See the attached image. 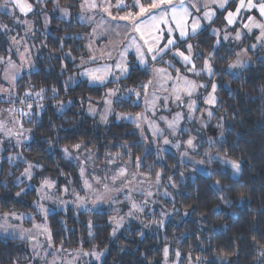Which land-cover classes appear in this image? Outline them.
<instances>
[{
	"label": "trees",
	"instance_id": "16d2710c",
	"mask_svg": "<svg viewBox=\"0 0 264 264\" xmlns=\"http://www.w3.org/2000/svg\"><path fill=\"white\" fill-rule=\"evenodd\" d=\"M60 1L69 5L71 20H61L52 9V0H44V7L51 12L52 31L40 37L43 48L35 69L23 73L16 82L18 92L24 93L22 100L29 95L27 89H44L43 103L39 108L32 106L33 113L27 118L33 127V139L22 147L26 156L42 165L31 181L37 185L44 176L61 173L65 175L61 181L67 177L76 179V167L62 154L64 146L82 143L94 148L99 158L107 150L124 158L142 155V171L158 173L164 183H171L173 195L162 198L160 205L174 212L162 228L145 232L141 225L131 221L112 236L111 210L77 212L69 207L48 215L54 246L67 251H106L101 262L89 264H163L164 248L168 245L178 248L184 256L201 259L203 264H264V60L257 55L253 65L232 75L225 72V66L234 57V47L223 42L215 47V36L208 30L192 39L196 41L199 61L206 53H212L215 76L219 79L216 114L223 117L225 127L216 150L240 165L238 175L217 161L210 163L211 175L197 172L173 151L165 150L162 157L145 152L133 124L115 120L100 126L86 113L87 102L100 99L112 82L95 85L78 76L81 68L76 61L84 53V39L78 34L88 26L76 17L79 0ZM1 15L5 22L11 18L3 12ZM8 36L0 28L3 52ZM130 64L121 84L140 89L152 78V72L142 69L133 58ZM62 102L67 106L60 110ZM115 106L122 111L142 109V105L130 99H119ZM1 164L0 212L33 209L36 188L24 192L21 189L27 181L13 183L25 165L13 167L6 158ZM4 179L9 180L7 185L3 184ZM30 259L26 241L0 235V264H23Z\"/></svg>",
	"mask_w": 264,
	"mask_h": 264
},
{
	"label": "rangeland",
	"instance_id": "374dc122",
	"mask_svg": "<svg viewBox=\"0 0 264 264\" xmlns=\"http://www.w3.org/2000/svg\"><path fill=\"white\" fill-rule=\"evenodd\" d=\"M117 2L118 0H88V4H111L112 7L110 10L114 15H125V11H117L115 7ZM27 3L32 5V10L27 12L26 15L19 11H15L13 14L9 10L0 8V12L11 16L7 22L1 18L2 15L0 16V24L7 25L9 29L7 31L5 30L9 35L7 38L8 43L5 45L6 52L0 50V89H2L0 91V121L4 124V127L0 128V172L3 158H6L13 167H20L21 164H24L25 166L14 177L13 183L21 184L27 181L28 184L21 191L25 192L29 188L35 187L36 198L32 201L33 209L0 212V224H5L7 220V231L0 229V235L27 242L31 259L23 264L99 263L106 255V251L103 249L88 250L78 248L67 251L54 246L48 223V215L53 212L66 210L69 207L74 208L77 212L109 209L112 211L109 218L111 235L113 229L116 227L115 220L123 217L122 227L116 231L115 236L131 221L141 225L145 232L155 228H162L174 212L164 210L160 205L162 198L173 195L170 189L171 183L169 181L164 183L161 175L158 173L155 175L150 173V171H142V155L137 158L131 156L124 158L121 154L107 150L104 156L99 158L98 152L94 148L86 147L82 143H79L82 145L79 151H76L73 146L62 147V149L67 147L70 150L71 157L65 156L63 151L62 154L64 158L71 161L76 167V179L67 177L64 181H61L62 177L65 176L64 173L59 175L50 174L41 178L40 182L34 185L31 180L38 170L37 167L31 169V179L23 175L28 164L41 165L37 160L29 158L22 152V147L29 143L34 136L33 127L27 122V118L29 115H32L33 110L28 105H23V103L31 99L39 101L43 99L41 95H37V92L27 89L25 92L30 93V95L22 100L20 97L24 93L18 92L19 89L16 82L23 73L35 69L36 59L43 48V41L40 37L52 31L51 12L44 7V0H27ZM83 3L84 0H79V9L76 17L81 23H85L88 28L85 32L78 34L84 39V53L78 57L76 66L81 64V58L87 60L90 54L96 55L98 58L100 57L101 50L105 49V45L108 44V40L103 38L101 33L110 27L107 23H103L102 27L97 28L96 35L92 36L93 28L102 24V16H106V14L102 13L100 9L93 10L87 5L82 8L81 5ZM125 3L131 5L132 0H125ZM193 3H196L197 6L207 4L208 7L203 8L198 15L203 17L204 12H209L211 16V21L201 19L200 27L197 29L196 34L198 35L200 32L208 30V32L215 36V47L222 42L228 44L230 47H234V57L227 62L225 72L232 75H239L245 68L254 64L255 56L258 55L259 58L264 60V37H260V29L252 27L251 31H249L244 27L245 24L252 23L247 19L249 16L255 17L257 21L260 20L257 10L241 9L237 13L236 10L239 7V0H215V2L213 0H193ZM220 3H224L225 7L220 8ZM245 3H247V0H245ZM58 4L59 6H57V0H52L53 11L58 14L61 20L70 21L72 14L69 5L62 3L60 0H58ZM65 9L68 10L67 14L64 11ZM229 13L233 15L229 17ZM229 19L232 20V23L228 22ZM24 21H28L31 24L30 30L28 24H25ZM119 23L123 25L124 22L121 21ZM203 28L205 29L202 30ZM237 33L240 34L239 39L236 38ZM196 36L193 37L189 32V37H192V39H195ZM13 37H15V40H13ZM224 37H227V39ZM192 39H189L187 43L193 45L192 60L195 64V70L189 71L188 68L183 66L182 58H174L171 54L166 55L164 61H157L153 64V68H163L168 75L162 73L156 74L151 71L152 78L150 80L152 84L148 86L146 94L141 88L123 87L121 79L125 76L121 75L115 68H113V75L119 76L120 78L116 80L109 77L108 82L103 84L98 81H91L88 77L80 75L79 72L82 69H79L78 75L81 78H86L89 83L106 85L112 82L110 86L104 89V94L100 99L87 102L85 111L100 126H107L115 120L133 124V130L138 135L145 152H155L158 157H162L161 154L165 150L173 151L179 156L181 161L189 163L195 171L204 174L211 173L212 168L210 163L217 161L230 167L232 173L238 175V172L231 167L230 163L226 164L223 162L224 160L231 161L234 159L218 152L215 147L216 143L223 139L225 124L223 117L216 114L219 79L215 76L212 53H206L201 61H199L197 59L198 48L195 45L196 41L193 42ZM89 44L92 45L91 49L88 47ZM179 50L184 51L185 45L181 44ZM185 55H188V53L185 52ZM116 56L117 53L113 51V59H108L105 55L103 58L98 59L97 64H89L87 66L98 67L105 63L113 64ZM9 58L16 65V68L19 69L14 81L10 77L16 72V69H13L10 64L6 63ZM132 58L142 69H147L137 62L135 53L130 52L126 57L127 75L130 70V61ZM237 59L241 60L244 66L242 68L230 69L229 65ZM168 61H171V66L167 63ZM206 61L214 70V74L210 75L205 70ZM177 69L179 73H177ZM195 72H199V75H196ZM6 74L9 76L7 80L5 79ZM177 75L186 77L195 83L196 88L191 96H188L183 91L179 93L175 91L178 83L181 86L183 83L182 81L177 82L174 79H170V77L175 78ZM213 84L216 85L215 92L212 91ZM200 85H203V87ZM129 89H134L136 92H139L140 97L138 98L135 94H131ZM110 90H116V95L111 97L106 95ZM177 94H179L180 100L176 99ZM210 96L215 97L214 104L207 103ZM108 99L112 100L111 105L106 104ZM119 99H130L134 104L142 105V109L137 112L122 111L115 106V101ZM9 100H11V103L7 102ZM193 101L195 102L194 104L192 103ZM40 104L38 103L36 106L39 108ZM19 105L22 108H19ZM66 106V102H62L59 109L62 110ZM9 109L12 111L9 112ZM90 109H94V111H90ZM209 111L212 112V116H208L207 113ZM177 113L181 114V119L177 127L179 129H185V131H177L175 135H172L171 129L168 128V122L172 121ZM102 117L104 118L102 119ZM141 117L143 118L141 119ZM161 117L164 119H161ZM16 121L23 123V129L18 127V124L15 123ZM24 129L30 131L24 132V135L18 138L17 133ZM154 130L156 131L155 135L153 134ZM161 131L162 135L160 134ZM190 138H194V148L189 147L186 143ZM18 139L20 142H18ZM164 139H168L170 143L164 144ZM177 143L180 145L179 148L175 146ZM185 152L187 156L182 155ZM209 157H212V159L209 160ZM199 161H204V163L200 164L198 163ZM81 168L84 169L83 176H81ZM121 168L126 169V175H120ZM104 177L108 178L105 182L114 189L109 193V197L111 198H106L103 202L93 204V196L84 187V181L88 180L92 184L93 190H95L99 186L94 183V179ZM112 177H117L114 182L112 181ZM46 179L54 182V187L49 189L44 186L42 191L43 181ZM8 183L9 180H3V184L7 185ZM65 188H67V192L64 191ZM116 189H120V191H116ZM148 193H151V195H148ZM77 196H87L84 204H81ZM133 204L138 205L143 210L133 209ZM41 208L46 211L42 212ZM130 210L133 213L131 216L128 215ZM156 210H158L157 215L155 214ZM13 213L15 216L8 215L5 217V214ZM97 253H103L99 260L96 259L95 254ZM163 264H203V262L199 258L194 259L191 255L184 256L178 248H172L168 245L164 248Z\"/></svg>",
	"mask_w": 264,
	"mask_h": 264
},
{
	"label": "snow or ice",
	"instance_id": "6c2138e0",
	"mask_svg": "<svg viewBox=\"0 0 264 264\" xmlns=\"http://www.w3.org/2000/svg\"><path fill=\"white\" fill-rule=\"evenodd\" d=\"M215 2V0H213ZM85 5H87L89 8L95 10L100 9V11L106 16H102V24L97 25V27H94L92 30V36L96 35L97 28L102 27L103 23H107L110 27L106 28L104 32L101 33V36L108 40V44L105 45V49L101 50V54L99 58H103L105 55L108 57V59L112 58V52L115 51L117 53V56L115 58V62L113 64L105 63L98 67H88L89 64H97L98 63V57L96 55H89L87 60H84L81 58V64L78 66L82 69L80 72V75L88 77L91 81H98L100 83H106L108 82L109 77H112L113 79L118 80L119 76L113 75V68L119 71L121 75H124L126 77L128 68H127V60L126 57L130 52H134L135 56L137 58V62L140 65L145 66L149 71H152L156 74H164L168 75L165 69L163 68H153V64H155L157 61H164V57L166 55L171 54L174 58L180 57L183 60V66L188 68L189 71L195 70V64L192 60V48L193 45L190 43H187V39L189 38V32L192 36L196 35L197 29L200 27L201 19H207L211 21V16L209 12H204L203 17L199 16L198 13L203 9L208 7L207 4H200L197 6L196 3H193V0H132V4L129 5L125 3V0H118L117 4L115 5L117 11H125V15H114L112 13L111 4L104 3L103 5H98L97 3H91L88 4V0H84V3L81 5L83 8ZM57 6L58 0H57ZM220 8H224L225 4L220 3ZM0 8H3L5 10L11 11L13 14L15 11H19L22 14H27V12L32 10V5L27 3V0H2L0 2ZM241 9L246 10H257L260 20L257 21L255 17L249 16L247 19L251 21V24H245L244 27L247 28L249 31H251L252 27H255L257 29H260V37H264V0H247V3H245V0H239V7L237 8V13ZM67 14V9L64 10ZM196 13V14H194ZM233 14L229 13V17H231ZM15 18V17H14ZM110 18V19H109ZM94 19V18H90ZM123 21V25H121L119 22ZM115 22V23H113ZM229 23H232V20L229 19ZM25 24H28L29 30L31 29V24L28 21H24ZM0 28H3L4 30H9L7 25L0 24ZM165 34L166 38H165ZM111 37V38H110ZM227 39V37H224ZM237 39L240 38V34L237 33L236 36ZM259 38V37H258ZM13 40H15V37H13ZM219 43V41H218ZM185 45V50L180 51V45ZM89 49L92 48V45H88ZM254 47V45H253ZM175 49V51H173ZM185 52L188 53V55H185ZM67 55H71V53H68ZM211 55V54H210ZM6 63L10 64L13 69H16V72L10 77L11 80L16 79V74H18L19 69L16 68V65L13 64V62L10 60L6 61ZM169 66H171V61L167 62ZM190 66V67H189ZM243 62L239 59H237L234 63L229 65L230 69L235 68H242ZM205 70L210 74H214V70L212 67L207 63H205ZM177 73H179V70H176ZM196 75H199V72H195ZM5 79H9V76L6 74ZM71 79V78H70ZM170 79H174L177 82L182 81V86L178 83L177 88L175 91L179 93L180 91L186 92L188 96L192 95V92L195 90L196 85L193 81L187 79L186 77H180L177 75L175 78L170 77ZM152 84V81L149 80L147 84L141 85L142 90H144L146 94V90L149 85ZM203 87V85H200ZM216 85H212V91L215 92ZM2 91V89H0ZM55 89H53V92L55 93ZM44 92V89H40V92L37 93V95H41ZM129 92L131 94H135L138 98L140 97V93L136 92L134 89H129ZM30 95V93H29ZM106 95L109 97L116 95V90H110ZM176 99L180 100L179 94L176 95ZM8 103H11V100L7 101ZM71 103V101H69ZM195 103L194 101L192 102ZM207 103L214 104L215 103V97L210 96L207 100ZM106 104L111 105L112 100L108 99L106 101ZM29 108L32 106L29 104ZM191 107V105H189ZM9 112L12 110L9 109ZM90 111H94V109H90ZM107 111V109H106ZM208 116H212V112L209 111ZM104 117H102L103 119ZM131 118V117H129ZM143 117H141L142 119ZM161 119H164L161 117ZM181 119V114L177 113L176 117L168 122V128L171 129V134L175 135L177 131H185V129H179L177 127L179 120ZM15 123L18 124V127L23 129V123L21 121H16ZM4 124L2 121H0V128H3ZM30 131L28 129H24L23 131L17 133L18 138L22 137L24 135V132ZM154 135L156 134V131L154 130ZM162 135V131L160 132ZM193 139L190 138L187 140V145L189 147H195L193 145ZM18 142L20 140L18 139ZM170 141L168 139H164V144H169ZM177 148L180 147L179 143L175 145ZM76 151H79L82 147L80 144H76L73 146ZM127 148V146H123ZM65 156L71 157V153L69 148L65 147L62 149ZM182 155L187 156V153H183ZM78 158V157H77ZM11 159V158H10ZM212 157H209V160H211ZM194 162V161H193ZM226 164L231 165V167L236 171H240V165L234 160H224L223 161ZM136 163V162H134ZM198 163L203 164L204 161H199ZM33 167L40 168L41 165H32L28 164V167L24 170L23 175L26 176L28 179L32 178V172L31 169ZM211 175V173H208ZM84 175V169L81 168V176ZM120 175H126V169L121 168L120 169ZM183 175V173H181ZM117 177H112V181L114 182ZM107 177L101 178V179H94V183L97 184L99 187H97L95 190L92 188V184L88 182V180L84 181V187L88 189V191L91 192L93 196V204H96L97 202H103L106 198L109 197V193H111L114 189L109 186L108 183L105 181L107 180ZM130 183V181H129ZM216 184L219 185L220 181L217 180ZM46 186L47 188L51 189L54 187V182H51L49 180H44L42 185V191L43 187ZM83 190V189H82ZM65 192H67V188L64 189ZM116 191H120V189H116ZM76 195L75 193H73ZM19 195V193H17ZM148 195H151V193H148ZM50 198V197H49ZM77 199L80 200L81 204H84L85 200L87 199V196L85 197H79L77 196ZM227 203V201H225ZM133 209H137L142 211L143 209L140 208L138 205L133 204ZM42 212H45L46 210L41 208ZM133 213L130 210L128 215L131 216ZM8 215L15 214H5V217ZM19 219V217H17ZM123 217H120L119 219L115 220L116 227L113 229L112 235L115 236L116 231L122 227ZM7 220L5 221V224H0V229H3L4 231H7L6 227ZM167 252V250H165ZM96 259L99 260L100 256L103 255V253H97ZM178 255V253H177ZM261 255H264V253H261Z\"/></svg>",
	"mask_w": 264,
	"mask_h": 264
},
{
	"label": "built area",
	"instance_id": "2783aa9c",
	"mask_svg": "<svg viewBox=\"0 0 264 264\" xmlns=\"http://www.w3.org/2000/svg\"><path fill=\"white\" fill-rule=\"evenodd\" d=\"M25 102L23 103V105H29L30 104L31 106H34V105H36L38 103H41L42 104L43 103V100L42 101H39V100L31 99V100H27ZM19 107H21V105H19Z\"/></svg>",
	"mask_w": 264,
	"mask_h": 264
},
{
	"label": "crops",
	"instance_id": "0c3cea01",
	"mask_svg": "<svg viewBox=\"0 0 264 264\" xmlns=\"http://www.w3.org/2000/svg\"><path fill=\"white\" fill-rule=\"evenodd\" d=\"M205 28H203L202 30H204ZM197 35V34H196ZM195 35V36H196ZM194 37V36H193ZM189 39H192V37H189L188 39H187V41L189 40ZM145 67V66H144ZM79 74H80V72H79ZM79 76V75H78ZM80 77V76H79ZM82 79H85L86 81H88L86 78H82ZM90 84H93V83H90ZM38 93V92H37Z\"/></svg>",
	"mask_w": 264,
	"mask_h": 264
}]
</instances>
